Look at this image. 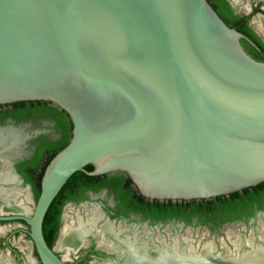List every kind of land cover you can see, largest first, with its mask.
<instances>
[{"label":"water","instance_id":"95a60500","mask_svg":"<svg viewBox=\"0 0 264 264\" xmlns=\"http://www.w3.org/2000/svg\"><path fill=\"white\" fill-rule=\"evenodd\" d=\"M241 38L207 0H0V109L51 103L71 122L30 215H0L27 226L39 264H65L43 231L90 166L151 203L264 185V58ZM27 137L0 128V159Z\"/></svg>","mask_w":264,"mask_h":264},{"label":"flooded vegetation","instance_id":"af4514ba","mask_svg":"<svg viewBox=\"0 0 264 264\" xmlns=\"http://www.w3.org/2000/svg\"><path fill=\"white\" fill-rule=\"evenodd\" d=\"M227 2L234 13L248 15L246 24L264 42V35L260 31H257L256 24L253 21L258 16H261L264 20V8H262L264 6V0H247L246 7H248L247 10L249 11H245L244 8L246 7H243V11H240L235 6L233 0H227ZM255 8L258 11L252 12ZM40 119L45 118L14 121V119L7 117L0 122V127L8 125L14 127L15 125L23 124L25 127L21 133L29 135L23 141V144L19 146L16 153L11 154L6 162L0 159V187L3 188L6 185L3 182L11 181H14V184L12 183L14 187L23 188L25 185H28V190L33 197L31 184L24 181L23 177L17 172L16 166L22 160L28 159L31 156L43 137L53 141L59 136L51 128H45L43 125H34ZM35 130H38V132L34 133ZM53 135L57 136L53 137ZM13 173L17 177L13 176ZM97 192H103V195L95 201L98 204L104 222L111 224V221H120L127 227L126 231L132 233V230L136 229L137 232H133L135 234L129 240L126 238L120 240L117 231L113 229L116 234V241L119 243L126 242L129 248H123L119 244L109 247L107 243L100 240L99 235L96 233L100 245H96L94 240L89 241L82 253L74 260V264H83L89 260H93L97 264H264V226L263 223H258L259 220L264 219V201L260 203V206L251 204L244 209L229 212H214L211 214L207 211L206 214L196 212L193 214L190 213L185 217L180 215L159 217L144 213L143 211L132 210H128L125 214H122L121 212H124V209L117 213V200L114 199L112 193L108 192L105 188H101L95 192L85 190L83 191V199L79 201L68 200L63 205L65 203H81L89 199L90 194ZM13 196V190L8 191L7 188L4 190L0 188V197L5 199L6 208L11 210L21 209L20 205L13 201ZM63 205L61 207L59 222ZM188 209H186L187 212L189 211ZM8 221H19L23 223L21 220ZM8 221L0 222L4 223ZM131 221L135 223V228H132L131 225L133 224L130 223ZM174 226L178 228L176 231L174 230V233L170 231L172 234H160V232H164L162 230L163 227L174 229ZM229 226L239 227L236 236L232 234L229 236L231 239L227 237L229 231L225 230ZM58 228V233L57 230L55 232V243L53 247L56 245L61 226H58ZM18 231V229H15L13 233ZM25 233L27 234L26 231ZM97 236L95 237L97 238ZM95 237L93 235L91 236V238ZM206 237L209 239L203 240ZM20 241L21 239L17 240L19 251L26 253L23 252L24 250L22 249ZM81 241L79 239L77 244ZM140 247H142L141 251L138 250ZM125 254H127V257ZM57 255L59 256V254ZM149 261L153 262L150 263ZM5 262L6 264L8 262L10 264H24L19 256V252L9 245L7 235L0 237V264H5Z\"/></svg>","mask_w":264,"mask_h":264},{"label":"trees","instance_id":"16d2710c","mask_svg":"<svg viewBox=\"0 0 264 264\" xmlns=\"http://www.w3.org/2000/svg\"><path fill=\"white\" fill-rule=\"evenodd\" d=\"M218 16L230 27L240 32L246 39L241 40L250 48L264 58V42L246 24L248 15H238L229 7L227 0H207ZM258 11L253 9L252 12ZM248 39V40H247ZM10 117L14 121L35 120L38 118L49 119L53 128L59 134L58 138L50 141L44 137L40 140L33 153L28 159L17 164L16 170L23 177L25 182L31 184L33 189V200L36 199L39 189L40 177L44 167L68 141L71 133V122L67 114L51 103L23 102L15 108L0 109V122ZM92 166L85 169L90 171ZM85 171L76 174L62 193L51 205L46 225L43 231L49 247H51L55 232L59 226L61 207L68 200L79 201L84 198L83 191H98L105 188L112 193L117 200L116 212L125 214L126 211H143L154 216H187L188 214H206L209 211L229 212L237 209H244L251 204L260 206L264 201V185L258 189L248 188L230 198L219 199L198 203H151L137 194L132 188L127 177L118 175L115 177L100 179L99 175H88ZM189 208L188 212L186 209Z\"/></svg>","mask_w":264,"mask_h":264},{"label":"rangeland","instance_id":"374dc122","mask_svg":"<svg viewBox=\"0 0 264 264\" xmlns=\"http://www.w3.org/2000/svg\"><path fill=\"white\" fill-rule=\"evenodd\" d=\"M233 1L235 3V6L240 11H243V7L247 6V0H240V1L233 0ZM244 9L245 11H249L247 10V7ZM30 125L33 126L32 124ZM34 125H43V127L45 128H49V129L51 128L52 131L55 133V129L53 128V123L48 119H40L36 121ZM24 127L25 125L18 124V125H15L14 127L13 126L11 127L8 125V126L0 127V128H7V129L22 131ZM35 131H38V130H35ZM56 136L57 135H53V137H56ZM5 183L7 184L4 185L3 188L2 187L0 188L3 190L7 188L8 191L13 190L14 192L13 200L16 204L20 205L21 209L11 210L9 208H6L5 199L0 197V214L17 213L20 215L29 216L31 213L33 204H34V200H33L31 192L26 187H23V188L14 187L13 186L14 181L5 182ZM101 195H103V192L92 193L90 194L89 199H87L86 201H82L81 203H78V204L65 203L63 205L62 215H61L60 223H59V226H61V228L76 229L77 227H81L82 230L86 231V233L88 232V230H91L82 237L81 244L74 251H68L63 248H59L60 250L56 247L54 248V250L56 249L55 252L59 254L60 258L64 261L65 264H74V260L82 253V251L87 246V243L89 241L94 240L96 245H100L97 234L99 235L100 240H102L100 231H101V225L104 223V220L102 219L101 212L95 200L98 197H101ZM93 211L97 212L99 214V217L95 223L91 224V222H89V219ZM260 222L263 223V226H264V219L258 221L259 224ZM111 223L113 225L114 230L117 231L119 235L117 236L119 237L120 240L125 239V238L129 240L134 236L135 233L133 234V232H135L136 229H133L132 233H130L129 231H126L127 227L124 224H122V222L111 221ZM130 223L133 224L131 225L132 228H135L134 227L135 223L133 221H131ZM256 226L258 227L257 224ZM173 228L174 229H168L166 227H163L162 230L164 232H160V234L171 233L170 231L174 233V230L176 231L178 229L175 226ZM15 229H18L19 231L13 233V230ZM26 230H27V226L24 223H21L19 221H8L4 223L0 222V237L6 236V235L8 236L9 245L19 252V256L21 260L23 261V263L24 264H39L34 254L31 242L29 241L28 236L25 233ZM225 230L229 231V233H227V237L231 239V237L229 236L231 234L236 236L238 234L239 227L236 228L234 226H229V228ZM92 235L93 237L97 236V238L96 237L91 238ZM18 239H21L23 241H28V248H27L26 253H22L19 251V248L17 246ZM206 239H209V238L206 237L203 240H206ZM54 243L55 242H53V246H54ZM1 246H4V245H1ZM83 264H97V263L93 260H89L88 262H85Z\"/></svg>","mask_w":264,"mask_h":264},{"label":"bare ground","instance_id":"6f19581e","mask_svg":"<svg viewBox=\"0 0 264 264\" xmlns=\"http://www.w3.org/2000/svg\"><path fill=\"white\" fill-rule=\"evenodd\" d=\"M255 23H256V28H257V31L261 32L263 35H264V20L261 16H258L257 18H255L253 20ZM12 195V194H11ZM4 197V196H3ZM5 198V197H4ZM7 199V198H6ZM14 201V200H13ZM6 207V206H5ZM91 214V213H90ZM99 217V214L97 212H94L91 214V217L89 219V222H91V224L95 223L97 221ZM112 224V223H111ZM109 224V222H104L102 225H101V236H102V242H105L108 244V246H113V245H121L123 246V248H126L127 247V244L126 242H122V243H119L116 241V234L114 233L113 229L112 228V225ZM89 229V228H88ZM91 231V230H88V232ZM87 232V233H88ZM86 231L82 230L81 227H77L76 229H67V228H61L60 231H59V235H58V239H57V242H56V245L55 247L56 248H63V249H66L68 251H74L76 249V247L78 246V240H82V237L87 234ZM20 244L22 246V249L24 250L23 252H27V248H28V241H23L21 240L20 241ZM53 247V248H55ZM120 247V246H118ZM129 248V247H127ZM141 248L140 249L138 248V250L141 251ZM56 250V249H55ZM60 250V249H59ZM133 251V250H132ZM137 252V250H136ZM169 253V252H168ZM171 253V252H170ZM135 255V254H134ZM125 256L127 257V254H125ZM139 256V255H138ZM129 257V255H128ZM140 257V256H139ZM146 259V258H145ZM123 260V259H121ZM153 260V259H152ZM124 261V260H123ZM138 261V260H137ZM136 261V263H137ZM154 261V260H153ZM151 261V262H153ZM150 262V261H149ZM150 262V263H151ZM131 263V262H130ZM135 263V262H134ZM6 264V262H5Z\"/></svg>","mask_w":264,"mask_h":264},{"label":"crops","instance_id":"0c3cea01","mask_svg":"<svg viewBox=\"0 0 264 264\" xmlns=\"http://www.w3.org/2000/svg\"><path fill=\"white\" fill-rule=\"evenodd\" d=\"M262 8H264V6ZM247 9H248V7H247ZM8 264H10V263L8 262Z\"/></svg>","mask_w":264,"mask_h":264}]
</instances>
